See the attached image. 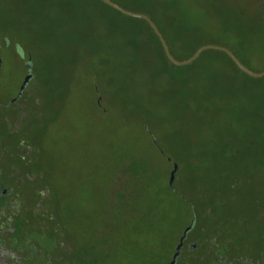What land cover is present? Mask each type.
<instances>
[{"label":"trees","instance_id":"trees-1","mask_svg":"<svg viewBox=\"0 0 264 264\" xmlns=\"http://www.w3.org/2000/svg\"><path fill=\"white\" fill-rule=\"evenodd\" d=\"M112 1L147 14L177 59L212 43L229 48L248 68L264 69V0H215L226 1L219 12L231 22L222 19L216 35L205 12L169 14L173 6L161 0ZM13 7L20 20L6 15ZM2 48L20 53L32 73L17 99L0 103V207L9 206V228L20 232L14 245L25 255L35 254L37 264L62 263L51 259L59 255L52 239L63 237L52 234L60 229L53 218L54 193L40 168L39 132L55 120L53 110L71 75L83 70L98 95L115 90L121 105L143 117L151 146L169 164L162 190L183 205L189 216L184 229L193 221L187 242L197 243L195 250L185 244L178 264H219V255L228 254L233 263L264 256V76H248L213 49L175 66L145 20L101 0H0ZM142 86L146 99L140 97ZM130 91L142 101L131 99ZM139 166L133 159L123 169L135 176ZM13 200L20 208L10 210ZM87 255L72 252L71 264L84 263Z\"/></svg>","mask_w":264,"mask_h":264},{"label":"rangeland","instance_id":"rangeland-1","mask_svg":"<svg viewBox=\"0 0 264 264\" xmlns=\"http://www.w3.org/2000/svg\"><path fill=\"white\" fill-rule=\"evenodd\" d=\"M161 1L173 6L169 14L205 12L215 35L222 19L231 23L219 12L226 1ZM5 13L20 20L19 8ZM0 55V103L5 104L18 94L25 65L13 48L0 49ZM69 85L53 110L55 120L39 132L40 168L54 193L57 229L72 243V252L88 254L82 264H167L189 221L183 205L162 190L169 164L151 146L143 117L121 105L118 92L98 95L93 77L83 70L71 75ZM130 92L131 99L139 97ZM140 97H149L143 86ZM133 159L140 163L135 176L123 169ZM16 205L20 208L13 201L10 210Z\"/></svg>","mask_w":264,"mask_h":264},{"label":"flooded vegetation","instance_id":"flooded-vegetation-1","mask_svg":"<svg viewBox=\"0 0 264 264\" xmlns=\"http://www.w3.org/2000/svg\"><path fill=\"white\" fill-rule=\"evenodd\" d=\"M6 190L7 188H4L1 191V193L5 194ZM8 210H9L8 205H4L0 207V264H37L33 260V258L38 259V257L35 254L32 255L33 257L32 258L29 255H25L24 250L22 248H21L22 250H20L19 245H14V242H18V243L20 242L18 240L17 241L14 240V236L20 235V232L17 233L14 229L9 228V225H11L10 223L12 222V218L11 215H8ZM52 234L59 235L60 237L64 238V234H62L61 230H54L52 231ZM63 238L52 239L54 243V247L56 248V250H58L59 255L55 254L53 257L51 256V259L58 260L59 262H62L61 264H71L70 257L72 255V250H71L72 243H68L66 238L65 239ZM178 242L179 239L177 241V244ZM185 244L188 246H192L194 250L197 248V243L195 241L187 242V236H186V238L183 241V246L180 249L179 255L176 258L175 264L179 263L182 249L185 246ZM174 252H175V248L167 264L172 260ZM219 260H220L219 264H264L263 255L257 258L247 257V256L242 257V259L236 263H233L230 254L219 255Z\"/></svg>","mask_w":264,"mask_h":264},{"label":"water","instance_id":"water-1","mask_svg":"<svg viewBox=\"0 0 264 264\" xmlns=\"http://www.w3.org/2000/svg\"><path fill=\"white\" fill-rule=\"evenodd\" d=\"M101 1H103L105 4L111 6L112 8L116 9L117 11L121 12L124 15L145 20L149 24V26L152 28V30L156 34V36L158 37V39H159V41L163 47L165 56L175 66L188 65V64L192 63L194 60H196L203 51H205L207 49H213V50H219V51L226 53L233 60V62L236 64V66L242 72L246 73L248 76L253 77V78H261L264 76V69L261 71H254V70L248 68L238 59V57L229 48H227L226 46H223V45H219V44L208 43V44L201 45L200 47H198L196 49V51L189 58L183 59V60L177 59L171 54L169 47H168L162 33L158 29L157 25L153 22V20L147 14L142 13V12H134V11L125 9L122 6H120L119 4L113 2L112 0H101ZM1 63H2V57L0 55V67H1ZM25 65H26L28 72L24 76V78H23V80L19 86L18 94L16 97H14V99H17L22 94V92H23L24 88L26 87L28 81L32 77L31 65L27 60H25ZM176 171H177V165L175 164L173 166L172 170L170 171V177H169L170 185L173 184ZM192 226H193V221L190 225H188L183 230V233L179 238V242L175 247V252L173 254L172 260L168 264H175V261L179 255L180 249L183 246V241L187 236V232L192 228Z\"/></svg>","mask_w":264,"mask_h":264}]
</instances>
